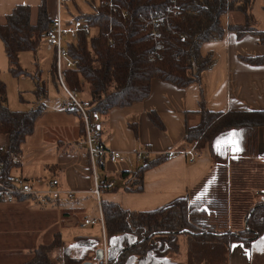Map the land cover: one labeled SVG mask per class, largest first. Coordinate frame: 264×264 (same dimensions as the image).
I'll list each match as a JSON object with an SVG mask.
<instances>
[{"label": "trees", "instance_id": "1", "mask_svg": "<svg viewBox=\"0 0 264 264\" xmlns=\"http://www.w3.org/2000/svg\"><path fill=\"white\" fill-rule=\"evenodd\" d=\"M88 1L91 13L78 11L72 18L66 6L69 19L62 16L67 2L61 5L65 25L79 20L89 29L88 34L80 30L76 39L66 42L69 56L76 64L65 69L63 74L67 88L76 91L78 96L87 89L86 98L80 100L88 101L91 110L100 114L101 124L112 109L127 108L147 99L153 80L178 89L200 86L202 74L216 63L215 55H202L201 46L221 41L226 29L235 32L238 38L251 33L264 45V32L258 30L251 15L253 0H98L97 4ZM34 10L36 21L32 23ZM233 13L244 17V22L242 25L229 23L224 29L223 16ZM51 22L47 0H39L35 8L17 5L0 19V40L12 76L28 75L21 68L19 57L25 52L36 55L46 40ZM51 50L53 59L49 73L59 87L55 55ZM244 60L254 65L264 62L259 58ZM35 77L33 93L41 102L28 111L8 109L6 86L0 79V134L8 141L7 149L0 150V161L5 164L7 174L14 169L10 155H20L22 145L33 134L35 122L44 112L42 100L47 94L46 86L39 75ZM198 105L200 120L195 126H185L183 142L193 147L197 156L206 150L216 166L193 191L201 193V203L191 202V192L154 210L131 211L117 202L101 199L102 236H78L74 238V244L68 246L61 234L55 233L50 243L37 246L30 260L23 264H231L235 244L247 251L251 264H264V196L245 211L241 230L234 227L232 220L228 225L219 224L216 228L194 222V218H206L212 213L216 214L217 220L224 221L230 211L228 198L232 195L227 182L235 176L234 169L226 168L228 159L223 157L227 153L223 147L217 149V142L236 132L240 151L234 158L257 157L260 130L264 129V111L213 112L207 108L203 92ZM70 111L77 115L83 135V122L74 109ZM147 116L154 126L164 129L154 111L148 112ZM130 127L137 137L136 124ZM170 157L172 155L162 154L133 170L116 169L111 173L115 186L104 192H118L119 182L124 193H142L144 174ZM216 181L220 183L215 185ZM246 181L241 177L238 182L244 185ZM209 184L213 189L205 193L209 201L205 200L204 207L202 189ZM27 198L30 197L18 200ZM104 245L106 261L97 259V251ZM54 251L58 254L51 258Z\"/></svg>", "mask_w": 264, "mask_h": 264}, {"label": "crops", "instance_id": "2", "mask_svg": "<svg viewBox=\"0 0 264 264\" xmlns=\"http://www.w3.org/2000/svg\"><path fill=\"white\" fill-rule=\"evenodd\" d=\"M69 1L66 0V2ZM253 2L251 15L257 23L258 30L264 32V0H253ZM38 4L39 0H0V19L17 5H29L35 8ZM47 9L49 16L53 19L56 15V0H47ZM222 22L226 29L229 23L242 25L244 17L233 13L223 16ZM225 31L221 41L204 43L201 46L202 55H215L216 63L212 69L202 74L200 86L191 85L185 89H178L169 83L153 80L147 99L127 108L112 109L106 119L102 120L101 134L104 144L112 150L124 153L126 157L125 162L120 166L109 164L106 168L109 173H113L116 169L125 171L140 166L133 153L142 148L151 150L156 156L172 152L175 154L144 174L142 193L103 192L100 200L117 202L124 209L131 211H150L195 191L206 180L209 173L216 168L207 151L197 156L192 150L193 147L183 142L185 126H195L200 120L197 112L201 92H203L207 108L213 112L264 111V62L254 65L244 60L245 58L264 59V45L259 43L258 36L251 33L238 38L235 32L227 31V29ZM47 48L51 50L48 45ZM59 111V116L64 122L60 121V124L50 128L51 124L57 122L47 118V109L44 105V112L36 120L33 134L27 137L22 145V150L25 151L27 140H32L38 130L34 146L29 148L30 158L29 160L25 158L23 161L20 157L23 152L21 151L18 157L17 173L37 178L42 177V170L47 169L57 177L63 175L67 190L73 192V197L75 192H79L82 196L81 202H76L78 206L76 208L62 206L60 199L56 202L34 198L0 202V264L27 262L37 246L50 243L55 233L61 234V227L79 224L78 221L73 223L71 218L82 210L79 205L83 206L88 195H93V183L86 151L75 145L82 136L79 119L70 110H67V113L71 115ZM151 111H154L161 120L163 130L150 122L147 113ZM50 116L53 117V115ZM131 124H136L137 137L130 127ZM44 128L53 129L55 132H52L58 133L49 136V145L44 144L45 139L41 136V132L45 131ZM55 137L60 141H56ZM228 138L229 136L223 140ZM55 142L57 146L54 149L52 144ZM258 146L260 153L257 157L246 159L233 157L228 159L226 168L234 169L233 176L238 178L237 181L245 177L247 181L243 186H247L249 178L248 175H244V171H251L249 170L251 168L245 163L251 161V167L256 170V173L260 174L261 170L263 184L230 188L232 195L227 202L230 211L224 216V221L220 222L215 218L216 214L212 213L206 217V224L216 228L219 224L220 226L228 225L232 220L234 227L241 230L245 211L263 198L264 129L260 130ZM222 147L229 154L234 153L230 145ZM0 149L6 150L2 143ZM129 158L134 163V167H130ZM253 161L258 164H254ZM54 179H57L59 184L62 183L60 178ZM209 186L202 189L203 206L208 200L205 193L212 192L213 189ZM200 194L193 192L191 202L201 203ZM29 200L45 204H31ZM85 219L94 220L95 218L84 217L83 221ZM83 221L80 222L81 228L95 226L82 227ZM232 248L231 264H251L247 251L241 245L235 244Z\"/></svg>", "mask_w": 264, "mask_h": 264}, {"label": "built area", "instance_id": "3", "mask_svg": "<svg viewBox=\"0 0 264 264\" xmlns=\"http://www.w3.org/2000/svg\"><path fill=\"white\" fill-rule=\"evenodd\" d=\"M66 0H56V15L52 19L51 26L46 34L47 45L53 49L55 55L56 77L59 88L68 97L69 104L72 105L83 122V135L76 141L75 145L79 149H84L88 157V168L91 175L93 189L98 204L99 216L97 219H85L82 227L99 224L103 233V218L100 207V197L104 190H109L115 186V180L111 173L107 172L109 164L120 166L125 162V154L108 148L101 135V116L97 111L91 110L88 101H81L76 91L67 88L63 71L75 66V60L71 59L65 46L67 41L76 39L78 31L88 34L89 29L79 21L75 20L70 25H65L61 17V5ZM2 150V149H0ZM193 150V149H192ZM170 156L175 153H166ZM138 165H146L154 158V153L149 149L142 148L133 153ZM10 162L14 169L10 173L5 172V164L0 161V202H12L22 197L34 199H47L58 201L62 195L59 181L51 179L44 182L40 177L30 178L17 173L19 158L10 155ZM66 196L72 198L73 192L66 191ZM103 258L106 261V249L103 247Z\"/></svg>", "mask_w": 264, "mask_h": 264}, {"label": "rangeland", "instance_id": "4", "mask_svg": "<svg viewBox=\"0 0 264 264\" xmlns=\"http://www.w3.org/2000/svg\"><path fill=\"white\" fill-rule=\"evenodd\" d=\"M95 4L98 3V0H93ZM91 3L88 0H70L69 2L66 3L67 8L69 9L70 13L72 14V17H75L78 15V11L82 13H91L92 7L89 6ZM66 6L63 7L62 10V16L63 18H68L69 16L66 15ZM36 21V12L32 13L31 16V22L34 23ZM53 59V52L52 50L47 48V42L46 40L43 41L41 47L37 51L36 55L30 53V52H25L22 53L19 57V63L23 71H25L28 75H21L19 77H14L8 72V65H7V59L3 50V45L0 40V79L1 81L5 84L6 86V106L8 109L11 111H28L30 109L36 108L41 101H38L33 93L35 89V82L34 78H36V75H39L40 81L44 83L46 86L47 94L46 97L42 100V103L45 105L47 112V118L50 120H53L54 122L51 124L50 128L55 126V124H60L61 122H64L63 119L59 116V113L61 110L64 114L71 115L67 113V110L72 109V105L69 104L68 97L64 93L63 90H61L59 87H56V85L53 83L51 79V75L49 73V67ZM87 96V89L85 88L84 94L79 95V99H85ZM64 104V105H63ZM50 115H53L50 116ZM48 128V127H47ZM44 128L45 131L41 132L42 139L44 138V144L49 145L48 138L49 136H54L55 131L53 129H47ZM54 131V132H52ZM38 135V130L37 134L32 138V140H27L26 148L25 151L21 153V159L23 161L29 160L30 158V152L29 148L34 146V139ZM56 138V137H55ZM47 140V141H46ZM56 141H60L58 138L55 139ZM3 144L4 147L7 149V140L6 137L0 134V144ZM53 148L57 146V142L53 143ZM225 156L223 159H231V157H237L236 152L232 153L231 156H229V153L226 152ZM18 156V157H19ZM47 159V158H46ZM130 162V167H134V163L131 161L129 158L128 160ZM231 161V160H229ZM228 162V161H227ZM251 161H246L245 164L249 165V170L251 171H244V175H248L249 182L247 183V186H261L263 184V176L261 175V170L260 174L258 172L256 173L255 169L251 167ZM254 164L255 163L253 161ZM132 167V168H133ZM248 169V168H247ZM254 170V171H253ZM41 180L44 182H48L49 180L53 178H60L62 180V183L60 184V188L62 191V195L60 197V204L64 207H73L76 208L78 207L76 202H81L82 196L79 194V192H75L74 197L68 198L66 196V191L67 190V185L65 182V178L63 175H58V177L52 173H50L49 170L44 169L42 170V177H40ZM238 178H235L233 180L232 176L230 178V182H227V188H232V187H247L239 184L240 182L237 181ZM219 181L215 182L216 184H219ZM121 183L117 182V187L119 188L117 193H121ZM220 193V192H219ZM229 192V196H230ZM88 199L85 201V203L82 205H79L82 210H80L78 213H75L74 216L71 218L73 223H76L77 221L79 224L75 226H69V227H61V234H62V239L63 241L68 245L72 246L74 244V238L77 236H90L91 237H97L102 236V229L101 226L95 225V226H88L86 228H81L80 227V222L83 221L84 217H87L89 219L95 218L97 219L99 216V211H98V204L96 202L95 196L92 194L88 195ZM199 200V198H198ZM196 200V201H198ZM31 204H45L41 203L38 201H33L29 200ZM258 202V201H257ZM196 203V202H195ZM241 204V202L239 201ZM50 205V203H49ZM195 223H205L207 222V218H194ZM181 250L184 253V246L181 245ZM58 254L57 251H54L50 254L51 258L56 257ZM177 259V258H176ZM97 260V259H96ZM180 260V258H178ZM96 261H94L95 263Z\"/></svg>", "mask_w": 264, "mask_h": 264}, {"label": "snow or ice", "instance_id": "5", "mask_svg": "<svg viewBox=\"0 0 264 264\" xmlns=\"http://www.w3.org/2000/svg\"><path fill=\"white\" fill-rule=\"evenodd\" d=\"M238 135L236 132H232L229 135V138L227 140H222L217 142V149L219 150L222 146H231L232 151L238 152L240 151L239 142L235 139V137Z\"/></svg>", "mask_w": 264, "mask_h": 264}, {"label": "water", "instance_id": "6", "mask_svg": "<svg viewBox=\"0 0 264 264\" xmlns=\"http://www.w3.org/2000/svg\"><path fill=\"white\" fill-rule=\"evenodd\" d=\"M97 259H103V249L97 251Z\"/></svg>", "mask_w": 264, "mask_h": 264}]
</instances>
